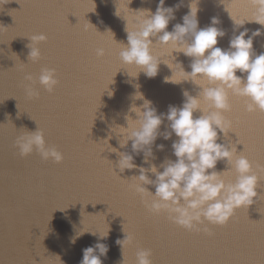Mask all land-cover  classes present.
Returning <instances> with one entry per match:
<instances>
[{
	"label": "water",
	"instance_id": "1",
	"mask_svg": "<svg viewBox=\"0 0 264 264\" xmlns=\"http://www.w3.org/2000/svg\"><path fill=\"white\" fill-rule=\"evenodd\" d=\"M158 2L0 0V264H79L82 250L96 242L95 236L86 233L70 243L82 227L105 234L110 229L108 238L101 241L109 246L107 258H101L103 264H135L141 248L151 250L152 264H264V112H247L244 98L230 95L231 110L224 116L231 121V129L227 137L221 134L219 142L235 144L237 154L252 162L260 177L259 196L252 205L237 209L225 226L201 225L211 236L203 230L179 227L166 212L149 211L153 197H141L129 187L133 181L127 178L138 175V170H114L118 157L112 147L130 151L131 142L120 148L122 137L111 136L110 127L123 133L125 116L136 119L130 112L133 104L142 105L144 97L159 113H165L169 105H182L184 90L193 96L200 91L191 81L165 82L172 72L171 80H182L176 63L191 71V59L173 53L175 59L170 48L154 47V54L172 71L161 63L158 75L151 79L119 59V42L127 44V33L126 21L115 15L116 6L118 14L131 21L132 10L155 12ZM178 2L165 0L166 6ZM190 4L198 8L200 28L208 26L212 17L219 18L218 27L226 32L218 40L222 49L244 28H261L254 22L242 27L234 24L253 18L248 0H184L168 31L183 22ZM41 33L47 40L39 45L41 59L32 63L27 59L29 38ZM98 48L105 50L103 56L96 54ZM253 48L257 55L264 53V35L254 39ZM42 68L55 69L58 84L51 92L38 83ZM29 74L33 81L25 79ZM29 84L38 96L26 94ZM199 84L207 86L204 80ZM37 127L43 129L46 143L63 153L62 163L45 161L35 151L26 157L19 155L17 137ZM172 140L159 138L156 144H163L164 150L154 147L155 160L144 164L141 155L136 164L159 167L165 158L174 160ZM225 169L224 162L217 164L218 171ZM223 178L232 182L235 174L228 171ZM123 231L134 239L123 249L122 261V250L115 241L124 238Z\"/></svg>",
	"mask_w": 264,
	"mask_h": 264
},
{
	"label": "clouds",
	"instance_id": "2",
	"mask_svg": "<svg viewBox=\"0 0 264 264\" xmlns=\"http://www.w3.org/2000/svg\"><path fill=\"white\" fill-rule=\"evenodd\" d=\"M248 2L254 9L253 18L239 24L234 21V24L242 27L246 22H254L261 28H244L230 38L226 49L217 46L218 40L226 35L225 30L218 27L219 18L212 17L208 26L200 28L198 8L191 7V4L188 13L182 17L183 22L174 24L171 31L167 30L170 22L176 19L175 13L184 5V0H179L173 6H166L165 0H159L155 12L150 9L132 10L134 16L131 21L118 14L117 6L115 11L117 17L126 21L127 44L119 42L122 45L119 59L123 65L134 66L140 70L138 74L143 72L147 78H155L161 63L171 67L155 55L153 49L157 45L170 48L174 58L173 53H182L191 59V71H185L181 63H176L180 67L182 80H171L172 72L170 77H165V82L179 84L191 81L199 86L200 91L193 96L184 90L182 105H169L165 113H159L153 102L142 95L143 104L130 107L136 119L125 116L127 127L122 126L125 131L117 133L112 130L115 126L110 127L111 136L115 133L117 137H122L118 140L120 148H127L131 142L130 151H119L112 147V153L118 157L114 170L117 172L118 169L119 173L138 170V175L127 178L133 181L129 187L141 197L145 194L153 197L147 205L149 211L154 214L166 212L179 227L188 231L203 230L209 236L212 233L207 227L202 229L201 225L207 222L225 226L237 209L252 205L254 198L259 196L257 188L260 177L253 170L252 162L246 155L237 154L235 144L219 142L221 134L227 137L231 129V121L224 116L225 112L231 110L230 95L244 98L247 112H264V53L257 55L253 48L254 39L264 35V0ZM29 40L27 59L36 63L41 59L39 45L47 40V36L41 33ZM104 53L103 48L96 50L98 56ZM237 72L241 75H237ZM25 79L33 81L30 74ZM201 80L206 81L207 86L201 87ZM38 83L48 92L53 91L58 84L55 69L42 68ZM25 92L29 97L38 96L31 84L25 86ZM136 94L133 100L137 99ZM113 95L112 92L109 97ZM196 112L201 114L194 116ZM100 118L103 120L104 116ZM173 136L176 139L172 140ZM159 138L172 140L171 149L175 159L165 158L159 167L154 163L149 167L137 165L136 157L142 155L143 163L149 164L156 158L154 147L157 151L164 150L163 144H156ZM15 146L21 157L35 151L45 161L59 164L64 159L61 151L46 143L45 133L39 127L17 137ZM219 162L226 164L225 170H217ZM228 171L235 174V179L226 183L223 175ZM147 186L154 187L155 191H150ZM109 231L106 234L85 231L83 227L75 231L70 237L72 244L86 233L96 237L93 245L82 250L83 257L79 264H103L101 258H107L109 246L101 241L108 238ZM133 239L125 233L123 239L115 241L122 250V261L123 249L131 245ZM151 255L150 249H139L135 264H152Z\"/></svg>",
	"mask_w": 264,
	"mask_h": 264
},
{
	"label": "snow or ice",
	"instance_id": "3",
	"mask_svg": "<svg viewBox=\"0 0 264 264\" xmlns=\"http://www.w3.org/2000/svg\"><path fill=\"white\" fill-rule=\"evenodd\" d=\"M239 143H240V144H243V142H242V141H240ZM243 145H244V144H243ZM244 147H245V146H244Z\"/></svg>",
	"mask_w": 264,
	"mask_h": 264
}]
</instances>
